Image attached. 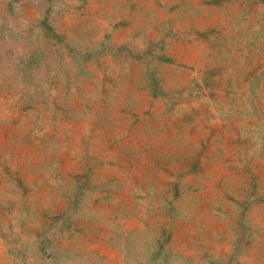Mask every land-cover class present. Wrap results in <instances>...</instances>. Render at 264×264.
<instances>
[{
    "label": "rangeland",
    "instance_id": "1",
    "mask_svg": "<svg viewBox=\"0 0 264 264\" xmlns=\"http://www.w3.org/2000/svg\"><path fill=\"white\" fill-rule=\"evenodd\" d=\"M0 264H264V0H0Z\"/></svg>",
    "mask_w": 264,
    "mask_h": 264
}]
</instances>
